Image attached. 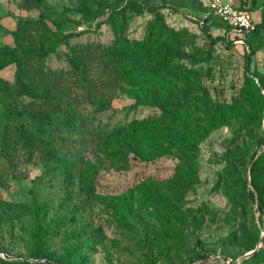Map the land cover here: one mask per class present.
I'll list each match as a JSON object with an SVG mask.
<instances>
[{
  "label": "rangeland",
  "instance_id": "rangeland-1",
  "mask_svg": "<svg viewBox=\"0 0 264 264\" xmlns=\"http://www.w3.org/2000/svg\"><path fill=\"white\" fill-rule=\"evenodd\" d=\"M125 1H129V7L124 36L134 43L144 38L152 14L130 0H40L37 8L20 7L23 0H0V46L15 47L20 52L22 46L38 42L36 30L30 31V41L24 39L20 45L13 41L10 30L16 27L19 15L40 17L50 29L63 34L80 32L69 36L71 44H111L115 35L102 21L109 10L107 4L118 8ZM135 1L144 7L158 6L168 27L187 30L179 44L176 42L175 49L180 55L173 62L178 70L160 71L155 79L134 73L130 81L120 80L109 70H101L98 51L93 50L89 53V64L94 73L89 84L77 82V74L62 76L59 85L62 102L56 110L30 108L24 105L25 97L18 103L0 91V264H195L207 256L208 264L227 261L233 264L246 253L243 227L251 233L262 225L260 235L264 234V215L261 224L250 202L243 214L230 213L222 185L211 190L218 171L241 154L244 157L236 161L240 167L236 179L238 188H243V180H248L249 160L264 134L263 119L247 122L246 117L250 107H258V99L246 94L243 70L248 51L246 35L219 28L213 21L217 14L209 7L210 0ZM220 1L240 3V0ZM263 1L256 0L251 11L254 21L261 17ZM194 11L201 13L194 15ZM205 30L212 38L221 39L211 42ZM254 46L251 72L264 74V37L257 39ZM68 55L69 48L59 44L44 59V64L50 68H69ZM185 68L198 72L201 87L185 85L184 75L188 74ZM14 70V64L0 70V76L12 88ZM186 87L190 91L184 94ZM167 88L175 95L171 102L181 103L193 123L199 125L213 109L211 102L237 105V113L228 125L219 126L199 142L200 184L185 193L183 209L189 216L183 223L174 218L167 221L154 212L150 202L140 204L133 216L123 208L131 194L133 206L138 205L135 193L138 183H159L172 177L177 163L174 156L159 154L148 160L129 155L130 159L121 164L96 150H83L84 160L93 163L97 156L102 159V167L85 176L81 165L67 171L62 153L57 150L56 133L67 128V112L72 110L86 118L91 130L109 131L134 119L163 124L160 111L137 103L133 94L142 91L150 98ZM7 105L12 107L13 118L7 116ZM43 110L50 111L39 112ZM21 127L27 133V141L20 134ZM202 202L213 211L195 210ZM37 206L41 210L39 217L34 212ZM166 226L169 234H165ZM41 234L43 239L35 243ZM248 258L240 259L238 264H264V257Z\"/></svg>",
  "mask_w": 264,
  "mask_h": 264
},
{
  "label": "trees",
  "instance_id": "trees-1",
  "mask_svg": "<svg viewBox=\"0 0 264 264\" xmlns=\"http://www.w3.org/2000/svg\"><path fill=\"white\" fill-rule=\"evenodd\" d=\"M130 1L139 9H144L152 14L147 22L144 38L134 43H130V40L124 36L129 1H125L118 8L107 4L109 10L102 21L109 26L115 35V41L111 44L99 42L71 44L69 36H77L80 32L63 34L50 29L40 17L19 15L16 27L10 30L13 41L17 45H20L24 39L30 41L32 38L29 34L31 30L37 31L39 39L37 43L31 42L25 47L22 46L20 52L15 47L0 46V70L10 64L15 66L14 88L0 76L2 94L18 103H21V97H25L24 105L30 108L39 106L43 109L48 107V109L56 110L62 102V96L59 92L62 76L77 74V82L84 85L89 84L94 73L89 64V53L93 50L98 51L101 70H109L114 77L120 80L130 81L134 73L145 75V79H150L153 76L155 79V75L159 74L160 71L178 70V65L173 62L180 55L179 50L175 49L176 42L179 44L181 38L187 34V30L168 27L158 6L144 7L135 0ZM39 2L40 0H23L19 6L25 8L31 5L37 8L40 5ZM248 2L249 9L254 10L256 0H240L238 5L242 6ZM233 5L237 6V4ZM260 8L262 9L261 17L258 21H254V27L249 31L241 32V34L246 35L248 46L243 63L246 94L258 99V107H250L246 111L247 122L264 120V74L251 72L250 69L251 57L256 48L254 43L257 39L264 37V1ZM198 13L201 12H193L194 15ZM207 13L203 16V24ZM213 21L219 28L230 29L231 27L218 15ZM205 32L210 35L208 30ZM210 39L211 42L215 43L221 38H212L210 35ZM59 44H64L69 48L68 59L71 64L69 68H50L44 64V59ZM185 71L188 72L184 75L185 85L187 84L188 88L201 87L198 72L191 68H185ZM188 88H185L184 94L190 91ZM133 95L137 103L156 107L160 111L161 119L165 122L160 124L147 119H134L120 123L109 131L104 129L91 130L85 117L73 110L68 111L67 128L59 129L56 133L57 150L62 153L64 168L70 172L72 168L81 165L85 176L95 174L97 169L102 167V159L97 156L93 163L84 160L81 153L83 150H96L121 164L130 159L129 155H132V158L153 160L159 154H170L177 159L172 177L159 183L148 181L138 183L135 187L138 205L133 206V195L131 194L123 208L129 216H133L141 208L140 204L150 202L154 212L165 217L167 221L174 218L179 223H183L189 216V213L183 209L185 193L191 187L200 184L197 161L199 142L219 126L228 125L237 113V105L235 102L232 104L211 102L213 109L204 115V123L199 125L193 123L188 109L181 103L171 102L175 95H172L168 88L167 91L153 94L150 98L142 91ZM49 111L39 112L47 113ZM6 113L8 117L13 118L11 106L7 105ZM20 134L27 141V133L22 127ZM257 147L260 152L257 153L258 149L254 151L249 160L248 180H243V188H238L236 179L240 170L236 161L243 159L244 154H241L240 157L242 158H236L218 171V178L211 190L214 191L218 185H222L223 194L229 199L230 213L239 212L243 214L246 203L250 202L258 213V221L262 224V215L264 214V134L258 139ZM199 207L195 210L213 211L204 202ZM40 211L37 206L34 210L37 217L40 216ZM261 227H255L251 233L245 227L242 228V233L246 237L244 252L254 249L260 239ZM164 231L165 234L170 233L167 226ZM42 239L43 234L37 236L35 243ZM263 257L264 237L262 246L248 259H261Z\"/></svg>",
  "mask_w": 264,
  "mask_h": 264
},
{
  "label": "built area",
  "instance_id": "built-area-1",
  "mask_svg": "<svg viewBox=\"0 0 264 264\" xmlns=\"http://www.w3.org/2000/svg\"><path fill=\"white\" fill-rule=\"evenodd\" d=\"M209 7L231 26V30L243 32L254 27L249 2L242 6H235L233 4H223L220 0H210ZM200 24H203V19L200 20Z\"/></svg>",
  "mask_w": 264,
  "mask_h": 264
},
{
  "label": "water",
  "instance_id": "water-1",
  "mask_svg": "<svg viewBox=\"0 0 264 264\" xmlns=\"http://www.w3.org/2000/svg\"><path fill=\"white\" fill-rule=\"evenodd\" d=\"M264 215V214H263ZM263 226H264V224H263ZM263 237H264V234L263 233H261V235H260V239H259V241H258V244L254 247V249H252V250H249V251H247L246 253H244L242 256H241V258L240 259H246V258H248L249 256H251L259 247H260V244L263 242ZM208 256L207 257H204L201 261H198V262H196L195 264H208L209 262H208ZM239 259V260H240ZM239 260H236L233 264H238L239 263ZM224 264H231V262L230 261H227V262H225Z\"/></svg>",
  "mask_w": 264,
  "mask_h": 264
}]
</instances>
